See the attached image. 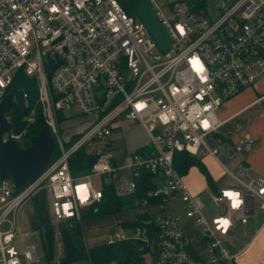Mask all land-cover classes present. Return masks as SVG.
<instances>
[{"label":"built area","instance_id":"obj_1","mask_svg":"<svg viewBox=\"0 0 264 264\" xmlns=\"http://www.w3.org/2000/svg\"><path fill=\"white\" fill-rule=\"evenodd\" d=\"M148 2L169 34L167 53L137 7L129 16L119 0H0V103L21 75L35 79L38 88L35 105L23 93V128L4 134L3 141L14 140L21 148L30 143L38 107L58 152L21 189L0 177V264H37L44 258L40 242L39 247L22 242L19 225L21 209L36 194L48 193L56 223L81 221L83 211L104 199L96 180L123 170L131 173V193L144 172L161 180L141 201L156 206L158 215L130 231H113L106 244L136 243L137 264H239L227 239L235 236L236 224L248 227L257 204L264 212V177L236 163L254 150L252 139L224 152L211 143L223 125L218 119L223 105L264 78V0ZM58 59L48 80L50 61ZM72 121L82 122L81 130L67 135L62 125ZM124 125L143 127L149 150L118 165L114 135ZM82 150L88 162H96L73 175L70 159ZM178 153L211 156L234 181L214 195L221 212L212 219L176 169ZM175 198L198 229L194 239L170 211ZM53 238L61 264L62 230ZM195 239L206 244V256L193 250Z\"/></svg>","mask_w":264,"mask_h":264},{"label":"crops","instance_id":"obj_2","mask_svg":"<svg viewBox=\"0 0 264 264\" xmlns=\"http://www.w3.org/2000/svg\"><path fill=\"white\" fill-rule=\"evenodd\" d=\"M257 85L260 86L261 88L260 90L257 89L258 87ZM252 89L255 91L254 97L245 106L241 107L240 109H237L236 111L234 110L230 111L228 108L227 109L223 108L228 103H230L231 100L248 93ZM223 107L220 109L218 113V119L223 122V125L220 127L218 132L215 134L214 139L212 140L214 146L213 145L211 146L218 147L221 150V152H224L226 150H234L240 144V142L245 141L247 139H252L254 142V150L247 156L239 157L236 163L243 162L248 167L251 168L253 175L264 177V78L260 80L258 83H256L255 85H253L252 87L246 89L240 95L227 101L223 105ZM246 115L247 117L243 120L241 124L230 126L237 119L243 116H246ZM125 126L126 128L128 127V131H130L133 128L135 129L139 128L137 130L144 132L145 136L141 140H138V138L130 139V144H128L127 146L126 145L127 135L124 134L123 132L122 135L119 136L120 134L119 131L115 133L114 149L116 152V162L118 165H122L125 158L134 152H147L149 150V137L146 131L144 130V128L139 125H124V127ZM123 143H125V147L120 146ZM205 158L210 159V161L213 164H210L207 161L205 162L203 160ZM199 160L203 163V165L206 167L207 171L211 175L214 181V184L216 186V190L212 189L209 186L206 177L204 176V174H202V172L199 170L198 167L191 168L189 172L192 170H196L198 172L200 176L199 178H201V179L198 178V184H200V189H204V191L206 193H209V195L213 199L214 195L218 194L222 188H224L225 186L232 185V184H229L227 182L228 180H225L227 177L224 176V174L222 173L223 172L222 167H220V165L211 156H206ZM235 164L232 165L231 168H234ZM187 175H185L184 177H186ZM130 180H131L130 171L123 170L119 172L117 175H115L113 178H111L110 182L107 179L105 180L97 179L96 183L98 185L100 184L99 186H101L103 190H105L106 188L110 186L113 189V191H115L118 197L126 199L128 197H131L134 194L129 191ZM152 183L155 186L156 184H161V180L160 179L152 180ZM186 183L190 191L194 195H197V190L192 185H190L188 182ZM175 199H178V198H175ZM49 203H50V199H49ZM133 205L139 208L144 206L142 205L141 201H135L132 205L126 206L123 210H128L130 207L133 208ZM94 208H96V206ZM92 209L93 208L83 211L82 216L88 215ZM141 209H142V212L138 215L135 221L133 222L125 221V222L117 223L115 224L116 228L113 229L111 233L119 229L130 231L133 228L124 227V225L128 223L130 224L135 223L138 220V218L141 216H144V218L146 217L145 218V221H146V220H154L156 216L158 215L157 207L154 205L144 206ZM171 213H174V212L171 211ZM205 215L209 219H212L213 217H215L213 215H207L206 213ZM174 216L180 219V224H181L183 221V218L175 213H174ZM85 219L81 218V221H79L80 226H81V233L77 235L78 237H84V239H85V233L83 231L82 223ZM73 221L60 222V224H62V227H60V224H59V229L61 230L72 229L71 223ZM188 222H190L191 225H193L195 229L192 233L187 234L183 226L182 225L181 226L185 234L187 235V237L190 239L192 238L194 239L198 233V229L192 221L188 220ZM47 223H50V222L46 220H41L40 218L39 219L36 218L35 232L38 234V236H39V233H38L39 228H41L43 225ZM19 225H20V217H19ZM235 230H236L235 236H232L227 239V246L232 252L240 255L239 264H264V212L259 209V204H257V208L254 212L253 219L251 223L248 225V227L242 225V233L240 235L238 233V229L236 225H235ZM20 231H21V235L23 236L24 233L22 232L21 226H20ZM231 240L236 241L235 247L232 246L230 242L228 243V241H231ZM197 242L200 244V246L196 247ZM86 246L87 248L89 247L87 243H86ZM193 250L202 256H206V244L201 240H197V239L194 240ZM37 264H40V262Z\"/></svg>","mask_w":264,"mask_h":264},{"label":"water","instance_id":"obj_3","mask_svg":"<svg viewBox=\"0 0 264 264\" xmlns=\"http://www.w3.org/2000/svg\"><path fill=\"white\" fill-rule=\"evenodd\" d=\"M129 16H133L137 7L138 16L149 30L159 49L167 53L171 47L169 34L156 16L148 0H119ZM59 65V59L54 64L50 61L48 80ZM23 93L27 102L35 105L38 100V88L35 79L24 75L18 77L0 103V177L13 180L17 189H21L33 181L44 171L51 162L55 152L56 143L49 129L44 126L38 135L32 136L28 148H21L14 140L3 141L4 134L13 129L8 116L16 103L23 113ZM96 158L89 159L88 169L95 164ZM62 240L65 248V258L61 264H75L85 259L87 246L84 237L76 235V229H63Z\"/></svg>","mask_w":264,"mask_h":264},{"label":"rangeland","instance_id":"obj_4","mask_svg":"<svg viewBox=\"0 0 264 264\" xmlns=\"http://www.w3.org/2000/svg\"><path fill=\"white\" fill-rule=\"evenodd\" d=\"M168 17H171L168 14ZM258 86V85H257ZM257 89H261L260 86L257 87ZM255 91L252 89L248 93L239 96L233 100H231L230 103H228L223 108L236 111L237 109H240L241 107L245 106L249 103L254 97ZM14 110L20 109L19 106L15 103L14 104ZM37 111L40 112V108L37 107ZM247 117L243 116L239 119H237L234 123H232L230 126H235L237 124H241L243 120ZM82 122L80 121H72V122H66L62 125V128L64 130H67L66 134L69 135L71 132H78L81 130L80 125ZM139 128H133L130 131H128V127H123V129L119 130V136L124 134L127 135V142L126 145L130 144V139L132 138H138V140H141L144 138V132H141L140 130H137ZM123 141V140H122ZM122 143V142H121ZM213 145V142L211 143ZM120 146L125 147V143L121 144ZM214 146V145H213ZM85 152V150H82ZM241 157L240 155L238 158ZM205 162L207 161L210 164H213L210 159L205 158L203 159ZM216 163V162H215ZM218 165V164H217ZM221 167V166H220ZM222 173L225 176V172L222 168ZM199 174L196 170H192L189 172V174L184 177L185 181L188 182L190 185H192L197 190L196 198L200 205L202 206L204 212L207 215H213L216 216L221 212V209L212 201L211 196L209 193H206L204 189H200V184H198V178ZM201 179V178H199ZM110 180L111 179H107ZM225 180H228L227 182L229 184H234V181L231 178H226ZM123 190V188H122ZM258 203V202H257ZM133 205V208H129L128 210H123L121 212L116 213H110L102 216H96L87 218L83 221V231L85 233V240L89 247L97 246L100 244H103L107 241L111 231L115 229V224L130 221L133 222L137 219L138 215L142 212L143 207H137ZM50 203H49V196L46 191H41L36 196L25 203L23 208L20 212V226L22 228V232L24 235L21 237L22 242L26 244H33L39 247V242L41 244L40 238H38V234L35 232V221L36 218H40L41 220L49 221L53 231H56L59 229V224L56 223L50 214ZM170 211L174 212L175 214L181 216L183 218V221L181 225L183 226L185 232L187 234L192 233L195 229L193 225H191L190 222L186 219L185 216V208L183 203L180 199L172 200L170 203ZM174 213H172L174 215ZM65 225V224H64ZM239 235L242 233V225L236 224ZM60 227H62V224H60ZM42 228V227H41ZM31 232V233H30ZM232 246H236V241H228V243ZM196 247L200 246V244L197 242ZM57 251H56V244L54 241V254L53 258L49 260V264H57ZM40 264H47L46 260L41 258ZM75 264H88L87 260H83L81 262L75 263Z\"/></svg>","mask_w":264,"mask_h":264},{"label":"trees","instance_id":"obj_5","mask_svg":"<svg viewBox=\"0 0 264 264\" xmlns=\"http://www.w3.org/2000/svg\"><path fill=\"white\" fill-rule=\"evenodd\" d=\"M21 117L22 112L20 109H13L9 114L15 132H20L23 128ZM44 126L42 116L40 112L37 111L34 123L30 127L28 137L31 138L32 136L38 135ZM28 147L29 143L24 145V148ZM57 156L58 152L56 151L52 160L56 159ZM88 158L89 157L84 151H80L72 156L70 159V167L73 175H79L88 171ZM174 164L178 172L183 176L187 175L191 168L198 167L206 177L209 186L216 190L211 175L199 159H196L187 153H178L175 155ZM152 180L153 177L150 174L145 172L142 173L136 180L137 188L135 193L126 199L118 197L115 191L109 186L104 190V199L102 202L99 203L96 208H93L88 215H83L82 219L120 212L126 206L132 205L135 201H142L146 193L155 188ZM145 218L144 216H141L135 223L125 224L124 227L135 228L141 225L145 221ZM71 226L76 229V235L81 233L79 221H73ZM38 233L41 240L44 259L47 264H49V260L53 258L54 254V231L51 224L47 223L43 225L42 228H39ZM85 260L90 264H137L139 260L138 245L134 242L128 241L119 242L113 245L103 243L97 246L88 247Z\"/></svg>","mask_w":264,"mask_h":264},{"label":"flooded vegetation","instance_id":"obj_6","mask_svg":"<svg viewBox=\"0 0 264 264\" xmlns=\"http://www.w3.org/2000/svg\"><path fill=\"white\" fill-rule=\"evenodd\" d=\"M15 107V106H14Z\"/></svg>","mask_w":264,"mask_h":264}]
</instances>
